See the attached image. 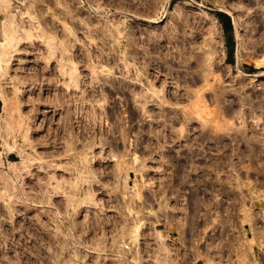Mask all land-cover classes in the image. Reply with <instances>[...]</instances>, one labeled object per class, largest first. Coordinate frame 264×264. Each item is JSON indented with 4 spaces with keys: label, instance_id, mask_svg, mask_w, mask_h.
Masks as SVG:
<instances>
[{
    "label": "rangeland",
    "instance_id": "obj_1",
    "mask_svg": "<svg viewBox=\"0 0 264 264\" xmlns=\"http://www.w3.org/2000/svg\"><path fill=\"white\" fill-rule=\"evenodd\" d=\"M179 1L0 0V264H264V0Z\"/></svg>",
    "mask_w": 264,
    "mask_h": 264
},
{
    "label": "bare ground",
    "instance_id": "obj_2",
    "mask_svg": "<svg viewBox=\"0 0 264 264\" xmlns=\"http://www.w3.org/2000/svg\"><path fill=\"white\" fill-rule=\"evenodd\" d=\"M188 3V1L187 0H181V1H179V7H181V5L182 4H187ZM190 5V4H189ZM192 5V4H191ZM229 13H231L230 11H228ZM168 14V13H167ZM211 19H213V18H211ZM155 20V19H154ZM156 21H159V18L156 20ZM211 39L212 40H214V43L215 44H221V41L217 38L218 37V30H217V28H216V22H215V20H213V22H212V24H211ZM246 44H245V42H242V44L240 45V48L242 49L243 48V50L245 51L246 50ZM213 49L214 48H212L211 49V51L213 52ZM211 53V52H210ZM214 53V52H213ZM126 68H128V70H130L129 69V66H125ZM135 67V66H134ZM137 69V68H136ZM137 72H138V70H137ZM141 96H142V94H141ZM143 97H144V95H143ZM206 105V104H205ZM201 107V106H200ZM196 110L195 111H197L198 109H197V107L195 108ZM198 112V111H197ZM199 113V112H198ZM14 164H15V162H14ZM124 228V227H123ZM124 245V243L122 244V245H120V247L122 248V247H125V246H123ZM121 248H119L118 250H120ZM164 251V250H163Z\"/></svg>",
    "mask_w": 264,
    "mask_h": 264
},
{
    "label": "trees",
    "instance_id": "obj_3",
    "mask_svg": "<svg viewBox=\"0 0 264 264\" xmlns=\"http://www.w3.org/2000/svg\"><path fill=\"white\" fill-rule=\"evenodd\" d=\"M228 19H223V23H224V27L226 28V29H228V28H230L231 26H232V24H231V20H230V17L228 16L227 17Z\"/></svg>",
    "mask_w": 264,
    "mask_h": 264
},
{
    "label": "crops",
    "instance_id": "obj_4",
    "mask_svg": "<svg viewBox=\"0 0 264 264\" xmlns=\"http://www.w3.org/2000/svg\"><path fill=\"white\" fill-rule=\"evenodd\" d=\"M186 256H187V254L182 253V255H179V260H181V261L186 260L187 259ZM194 264H196V263H194Z\"/></svg>",
    "mask_w": 264,
    "mask_h": 264
},
{
    "label": "built area",
    "instance_id": "obj_5",
    "mask_svg": "<svg viewBox=\"0 0 264 264\" xmlns=\"http://www.w3.org/2000/svg\"><path fill=\"white\" fill-rule=\"evenodd\" d=\"M18 1V0H17Z\"/></svg>",
    "mask_w": 264,
    "mask_h": 264
}]
</instances>
